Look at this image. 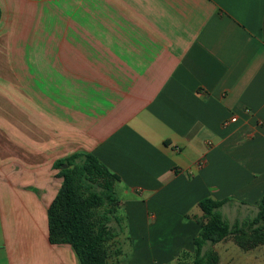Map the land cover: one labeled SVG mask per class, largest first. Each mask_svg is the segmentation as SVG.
<instances>
[{
  "label": "crops",
  "instance_id": "obj_1",
  "mask_svg": "<svg viewBox=\"0 0 264 264\" xmlns=\"http://www.w3.org/2000/svg\"><path fill=\"white\" fill-rule=\"evenodd\" d=\"M75 153L120 176L134 263L193 254L205 197L229 199L231 224L254 217L264 0H0V264H79L48 226L54 163ZM230 206L247 213L231 222ZM212 247L221 264H264V244Z\"/></svg>",
  "mask_w": 264,
  "mask_h": 264
},
{
  "label": "trees",
  "instance_id": "obj_2",
  "mask_svg": "<svg viewBox=\"0 0 264 264\" xmlns=\"http://www.w3.org/2000/svg\"><path fill=\"white\" fill-rule=\"evenodd\" d=\"M54 168L63 183L48 209L50 242L69 244L80 264H108L105 244L123 231L116 214L120 199L115 183L120 176L92 153H75L57 160ZM228 201L212 197L200 200L203 218L194 238L193 264H221L212 246L229 237L245 250L264 244V197L254 217L233 224L221 211ZM112 221L117 226H112Z\"/></svg>",
  "mask_w": 264,
  "mask_h": 264
},
{
  "label": "rangeland",
  "instance_id": "obj_3",
  "mask_svg": "<svg viewBox=\"0 0 264 264\" xmlns=\"http://www.w3.org/2000/svg\"><path fill=\"white\" fill-rule=\"evenodd\" d=\"M95 211L97 212L98 209ZM246 213H247L246 209L242 208L238 210L237 207L235 206H230L226 209L227 217L230 219L231 222H234L236 218L244 217ZM121 222L123 223V221ZM122 223L121 225L124 229L125 226H123ZM110 224L112 226H117L115 221H112ZM135 240H136L135 242H137L139 239L137 238ZM132 245L134 246V244ZM133 246L131 247L129 245V241L128 243L126 242L124 233L122 231L117 237L106 242L105 244L106 251H107V263L108 264H138L132 261V256H131V254L133 253L132 251L134 250V252H136L138 250V247L134 248ZM161 249L167 250V251L172 250V248L166 247V246H163V248ZM73 254H74L73 256L77 257L74 250H73ZM193 257H194L193 254L189 252L187 253V251H182L175 260L167 264H193ZM77 260L79 262L78 257H77ZM142 264H156V263L149 261L148 263H142Z\"/></svg>",
  "mask_w": 264,
  "mask_h": 264
},
{
  "label": "built area",
  "instance_id": "obj_4",
  "mask_svg": "<svg viewBox=\"0 0 264 264\" xmlns=\"http://www.w3.org/2000/svg\"><path fill=\"white\" fill-rule=\"evenodd\" d=\"M237 120L236 116H233L229 121H225V124H228L229 122H235Z\"/></svg>",
  "mask_w": 264,
  "mask_h": 264
},
{
  "label": "water",
  "instance_id": "obj_5",
  "mask_svg": "<svg viewBox=\"0 0 264 264\" xmlns=\"http://www.w3.org/2000/svg\"><path fill=\"white\" fill-rule=\"evenodd\" d=\"M64 167H65V168H67V167H68V165H67V164H64Z\"/></svg>",
  "mask_w": 264,
  "mask_h": 264
}]
</instances>
